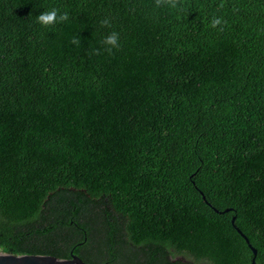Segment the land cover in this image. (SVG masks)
I'll return each instance as SVG.
<instances>
[{"label":"trees","instance_id":"trees-1","mask_svg":"<svg viewBox=\"0 0 264 264\" xmlns=\"http://www.w3.org/2000/svg\"><path fill=\"white\" fill-rule=\"evenodd\" d=\"M234 226L264 264V0H0L1 251L250 264Z\"/></svg>","mask_w":264,"mask_h":264},{"label":"clouds","instance_id":"clouds-1","mask_svg":"<svg viewBox=\"0 0 264 264\" xmlns=\"http://www.w3.org/2000/svg\"><path fill=\"white\" fill-rule=\"evenodd\" d=\"M156 7H163L167 6L170 8H177L178 7V0H155ZM69 19L68 13H60L58 15V10L53 8L50 11H43L36 17V22L42 26H51L57 23H63ZM102 27H110L111 21L108 18H105L101 22ZM222 21L219 18L213 19L212 26L216 27L217 25L221 24ZM72 44L79 45L80 38L76 37L73 38L71 41ZM101 48L93 49L92 55H101L102 53L111 54L113 49H119V33L112 31L107 34L103 39L100 41Z\"/></svg>","mask_w":264,"mask_h":264},{"label":"water","instance_id":"water-1","mask_svg":"<svg viewBox=\"0 0 264 264\" xmlns=\"http://www.w3.org/2000/svg\"><path fill=\"white\" fill-rule=\"evenodd\" d=\"M203 200H205L204 196L201 194ZM226 208L221 212L228 211ZM214 211L218 212L216 209ZM234 216L231 217L230 222L233 223ZM236 232L243 238L248 248L252 253V257L250 258V264H255V255L256 250L252 247L247 239V237L235 227ZM0 264H88L82 261L76 254L70 251V257L68 258H59L51 255H39V254H20L15 255L9 252H4L0 250Z\"/></svg>","mask_w":264,"mask_h":264}]
</instances>
